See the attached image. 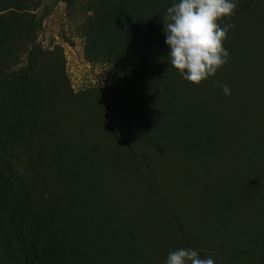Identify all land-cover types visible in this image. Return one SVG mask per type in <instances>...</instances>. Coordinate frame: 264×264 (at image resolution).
Instances as JSON below:
<instances>
[{
  "label": "rangeland",
  "instance_id": "374dc122",
  "mask_svg": "<svg viewBox=\"0 0 264 264\" xmlns=\"http://www.w3.org/2000/svg\"><path fill=\"white\" fill-rule=\"evenodd\" d=\"M174 2L0 0V264H264V0L200 85Z\"/></svg>",
  "mask_w": 264,
  "mask_h": 264
},
{
  "label": "clouds",
  "instance_id": "9594fccd",
  "mask_svg": "<svg viewBox=\"0 0 264 264\" xmlns=\"http://www.w3.org/2000/svg\"><path fill=\"white\" fill-rule=\"evenodd\" d=\"M234 0H177L162 17L163 31L171 68L193 85H200L227 63L229 52L224 41L235 27L231 18L236 14ZM223 24V26H221ZM227 96L231 89L216 82ZM164 264H214L201 258L197 250L181 247L169 251Z\"/></svg>",
  "mask_w": 264,
  "mask_h": 264
}]
</instances>
